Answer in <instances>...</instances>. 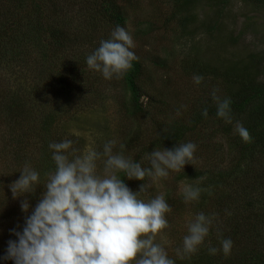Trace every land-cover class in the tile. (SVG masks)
Here are the masks:
<instances>
[{
  "label": "trees",
  "instance_id": "obj_1",
  "mask_svg": "<svg viewBox=\"0 0 264 264\" xmlns=\"http://www.w3.org/2000/svg\"><path fill=\"white\" fill-rule=\"evenodd\" d=\"M146 1L153 13L149 11V16L140 19L139 14L137 16L131 11L136 8L144 11L143 0H0V66L8 62L3 67L7 71L23 75L34 72V76H37L31 82L30 95L13 89L9 81L6 84L5 79L0 77V119L7 123L9 139L6 141L13 146L16 167L23 170L26 165L31 167L37 160L32 168L39 173L40 182L34 193L24 194L27 198L24 200L29 202L30 207L34 204L31 211L46 191L44 185L48 181V174L56 168L49 144L71 140L72 147L68 151L72 155L69 159L88 152L86 144H80L79 135L62 125L66 121L76 122V112L70 117V113L60 114L55 113L57 109L53 110L58 106L63 112L65 107L75 109L76 105L90 109L96 81L87 77L86 57L81 56L83 53L80 52L98 48L100 41L109 39L117 25L126 29L130 18L134 16L136 37L153 39V42L150 40L146 43L152 45V60L155 66L166 67L169 71V67L165 66L167 59L163 58L161 51L165 50L163 45L169 38L162 32V26L173 17L179 24L176 30L181 31L178 38L183 39L184 31L196 19L195 11L203 0ZM209 1L212 9L216 6L225 9L241 1L264 13V0ZM223 9L218 11L221 13ZM253 27L254 24L251 29ZM203 28L207 29L211 39L215 37V41L222 44L216 53L219 58L213 64L208 61L201 63L197 59L199 54L195 59L193 57L196 51L194 47L191 52L184 54L181 64L187 71L194 69L195 74L209 78L212 86L210 90H215L221 100L230 98L231 123L217 117V105L211 93L201 99L196 107H192V114L183 108L180 99L171 96V101L167 102L162 98L166 93H154L152 81H148L150 78L146 73L145 55H138L129 71L114 77L128 93V100L123 103L127 113L136 118L148 114L158 128L155 138L153 136L151 139L152 147L143 145L141 154L193 142L197 145L193 159L200 166L204 162V166H198L196 170L191 169L194 168L191 164H185L178 173V180L191 183L195 179L201 180L198 182L201 193L199 199L194 201L195 208L212 218L210 233L195 253L183 254L181 243V255L174 250L168 256L175 264H264V51L250 50L243 54L236 50L226 55L228 52H224L223 47L228 40L221 18L214 23L208 20ZM241 33L247 34V31ZM239 38L236 36L233 39L234 46L238 44ZM28 45L32 48L49 45L50 54L44 60L35 62L28 55ZM74 45H82L80 49L86 47L73 51ZM52 48H55V52H52ZM157 48H160L159 51ZM164 79L168 80L166 77ZM26 82L29 81L23 83ZM148 88L153 93L147 91ZM29 96L36 100L31 101ZM80 97L84 100H78ZM146 98L147 102L144 101ZM48 100L54 102V107ZM31 102L37 103V113L33 111L35 105L31 107ZM204 109L208 111L207 117L202 115ZM184 112L190 115L189 120L178 121L176 117L179 114L182 117ZM18 119L22 126L17 122ZM29 121L37 125L36 128L41 132L32 133L34 127L28 126ZM38 121L42 125H38ZM237 122L250 132L251 142H244L238 135ZM127 139L130 144L138 141L140 136L131 135ZM103 147L97 144L93 150L103 153ZM16 149L18 151H14ZM104 159L102 157L97 161V170L103 169ZM134 160L141 162L145 168L151 167L148 159L140 160L139 152ZM119 178L124 179L134 193L140 192L136 188L146 185L149 179L128 180L123 173L119 174ZM192 187L197 188L198 185ZM139 198L145 202L151 200L144 194H140ZM167 203L171 207L175 205L171 198H168ZM21 204H16L14 215L12 211L6 214V219L14 223L17 231H22L24 226L20 227V223L24 224L26 216L30 215L29 210L28 213L24 212L25 216L21 219L18 218V213L22 211ZM0 206L5 207L6 204L0 203ZM226 238L233 241L231 254L227 257L220 250V242ZM210 247L218 249L215 255L209 253ZM1 254L3 250L0 248Z\"/></svg>",
  "mask_w": 264,
  "mask_h": 264
},
{
  "label": "clouds",
  "instance_id": "obj_2",
  "mask_svg": "<svg viewBox=\"0 0 264 264\" xmlns=\"http://www.w3.org/2000/svg\"><path fill=\"white\" fill-rule=\"evenodd\" d=\"M132 35L117 25L107 40L86 57L87 66L102 73L105 79L122 76L133 67L138 57L132 50ZM196 84L202 76L193 77ZM218 118L231 123V100L220 99L213 90ZM208 116L207 109L202 112ZM236 131L244 142H251L250 132L240 123ZM71 140L50 143L52 160L56 168L48 174L46 191L26 216L22 231L12 230L16 240H9L6 255L0 260H12L14 264H175L165 248L155 242L162 230L170 227L166 214L172 211L164 195L145 202L119 178L126 179L167 177L169 171H180L191 164L197 145L193 142L177 144L172 149L154 150L148 153L151 167L126 157L122 152L113 153L115 141L105 143L103 153L89 150L75 156L68 150ZM123 148V145H121ZM104 159L103 172L98 173L97 161ZM20 178L10 185L14 197L17 193H34L40 182L39 173L26 165ZM201 189L187 186L185 202L197 201ZM19 195V196H22ZM30 204L24 200L23 212ZM213 220L203 212L198 213L188 225V235L183 239V254L195 253L210 233ZM220 250L225 257L231 254L233 241L221 240ZM218 249L209 248L215 255ZM181 255V250L177 249Z\"/></svg>",
  "mask_w": 264,
  "mask_h": 264
},
{
  "label": "rangeland",
  "instance_id": "obj_3",
  "mask_svg": "<svg viewBox=\"0 0 264 264\" xmlns=\"http://www.w3.org/2000/svg\"><path fill=\"white\" fill-rule=\"evenodd\" d=\"M142 4L144 11H138L137 8L131 11V13L137 14V16L139 14L140 19L145 16H149L150 12L153 13L150 9L151 6L147 4L146 0H143ZM216 7L217 8L213 7L212 9L210 7V1L203 0L195 11L197 15L196 19L192 21L190 28H186V31H184V38L181 40L178 38L181 31L176 30V27L179 26L177 20H174L172 17L170 21H165L162 26V32H165V35L169 39L168 42L163 45L165 50L161 51L163 52V58L167 59L165 66L169 67V71H167L166 67L155 66V63L152 60L153 54L150 52L152 51V45L146 44L151 40V38L138 39V37H136L134 16L130 18L126 27V30L133 37L134 48L132 50L135 52L136 56L145 55L146 57V59H144L146 73L150 78L148 81H152L154 93H166V96L163 95L162 98L166 99L167 102L171 101V96L180 99L183 108L186 109L189 114L193 113L192 107H196V104H199L201 99L207 98L210 93H213V89L210 90V88H212L211 80L209 78H204L203 76L202 82L200 84H196L193 77L199 74H195V72H193L194 69L187 71L181 64V58L183 60L184 54H186L187 51L191 52V50L196 47V51L193 53L194 59L197 54H199L197 59H199L201 63L208 61L213 64V62L219 58L218 55L216 56V53H218L217 50L220 51L219 45L222 46V44H219L220 41H215V37L213 39L210 38L207 29L203 28L204 23L208 20L214 23L217 19L221 18L222 24L225 26L224 32L227 36L226 39L229 42L225 41L226 46L223 47L225 49L224 52H228L227 54L225 53L226 55H228L229 52L231 54L236 50L243 54H246L245 52L250 50L264 51L263 12L256 11L253 6L241 1H236L225 9L218 6ZM220 9H223L224 11H221L220 13V11H218ZM250 24L251 26L254 24L253 29H251ZM246 25L249 27L245 28ZM242 31H247V34H242ZM236 36H239L240 38L238 44L234 46L233 39H235ZM151 42H153V39ZM74 46L73 51H80L86 47L83 46L80 49L82 45ZM28 48V55L32 57L35 62L44 60L45 56L50 54L49 45L45 48H41L38 45L33 46L32 48L31 45H28ZM197 48L199 51H197ZM96 49L97 48H92L91 50L88 49L84 52H80L83 53L81 56L84 55L87 57ZM159 49L160 48H157L158 51ZM52 52H55V48H52ZM6 63L8 62H3L0 66V77L5 79L6 84L9 81L13 89L17 91L22 90L23 93L28 92L30 95L31 85H33L31 82L35 81L37 76H34V72L25 73L26 75H23L18 72L7 71V69L3 68ZM85 68L87 77H90L91 81H96V92L91 100L92 104L90 105V109L88 107L83 108V106L76 105L75 109L77 110L73 109V107H65L63 109L64 111L61 112L59 110L60 107L57 106L53 108V110L57 109L55 113L60 112V114L66 115L70 113V117H73L72 114L76 112V122L66 121L61 124L64 126L66 125L72 133H77L79 135L80 144L82 145L85 143L87 146L86 151L93 150L94 146L97 144L104 146L105 143L109 141H115V144L118 143V145L116 148H113L114 154L122 152L126 157L134 159L139 152L140 160H147L148 153H145L146 151H144L141 154L140 151H142L143 145H147L148 148L152 147L151 139L153 136L155 138V134L158 131V128L151 119V116L145 114V116L140 115L137 118L131 117L127 113L126 108L123 106V103L128 100V93H126V89L124 87L117 83L116 78L113 76L111 79H105L101 72L90 69L87 64ZM163 77H166L168 80H165ZM24 81L29 82L23 83ZM16 82H18V85H15ZM147 91L152 92L149 88ZM29 99L31 101L36 100L33 96H29ZM78 100L84 99L80 97ZM147 100L148 98L144 99L145 102H147ZM39 102L40 100L37 103ZM48 102L51 104L54 103L52 100H48ZM36 104L31 102V107L35 105L33 107V111L35 113L39 111ZM78 107H81L82 109L79 110ZM65 110H67V112H65ZM165 114L170 115L169 112H165ZM189 114L184 112L182 117H179L181 116L179 114L176 118H179L178 121H181V119L186 121L189 120ZM17 122L22 126L19 119ZM38 122V125H42L41 121ZM28 126L31 128L34 127L33 130H31L32 133L41 132V130L36 128L37 125L35 126L34 123L30 121ZM7 127L8 126L5 120L3 121L0 119V203L6 204L5 207L0 206V248L3 250V254H1L0 257H4L6 255L8 241L17 239V237L12 234V230H16L13 225L14 223L11 220L9 221V219H6V214L8 211H12L14 215L15 207H17L16 204H21V201H24V198H26L25 195H22V193H17L18 197H14L11 192V188L9 187V185L13 184L20 178L18 176H20L19 172L22 170L16 167V158L13 152V146L9 145L6 141L9 139ZM54 128L55 127L52 128L50 134H52ZM131 135H138L140 136V139L129 144L127 138ZM125 136H127V138ZM121 145H123V148H121ZM136 147L139 148L134 149ZM14 151L18 150L16 149ZM35 155L37 156V151H35ZM36 163L37 160L31 168ZM190 163L191 166L194 167L191 168L193 170H196L198 166L200 168L204 166V162H202L200 166L194 159H192ZM97 171L102 174L103 169L99 170L98 168ZM180 171L170 170L167 177L149 178L146 183L147 188L140 193L150 199L155 198L157 195H164L166 201L168 198L174 200L175 205L173 207L170 206L172 211L166 214L170 227L162 230V232L158 234L155 239L156 243L165 248L168 255L174 250L180 248L184 237L188 235L189 223H191L195 219V216L199 213V209L195 208L196 204L194 201L188 203L185 202L184 190L187 186H193L194 184L198 185L197 188H200L201 186L198 182H201V180L195 179L192 183L189 181L178 180V173ZM141 186L142 185H139L136 189L141 191ZM32 206L29 209L30 214ZM23 215L24 212L20 210L18 218L21 219ZM23 226L24 224L20 223V227ZM0 261V264H14V261L12 260Z\"/></svg>",
  "mask_w": 264,
  "mask_h": 264
}]
</instances>
